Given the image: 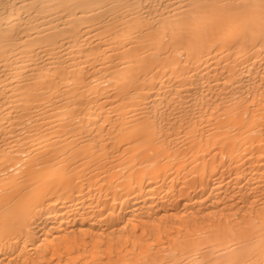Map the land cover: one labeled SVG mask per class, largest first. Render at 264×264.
Listing matches in <instances>:
<instances>
[{
	"label": "bare ground",
	"instance_id": "bare-ground-1",
	"mask_svg": "<svg viewBox=\"0 0 264 264\" xmlns=\"http://www.w3.org/2000/svg\"><path fill=\"white\" fill-rule=\"evenodd\" d=\"M0 264H264V0H0Z\"/></svg>",
	"mask_w": 264,
	"mask_h": 264
}]
</instances>
